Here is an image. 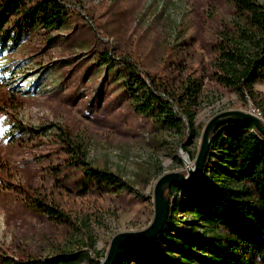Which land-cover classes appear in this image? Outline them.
I'll return each mask as SVG.
<instances>
[{"label": "rangeland", "instance_id": "1", "mask_svg": "<svg viewBox=\"0 0 264 264\" xmlns=\"http://www.w3.org/2000/svg\"><path fill=\"white\" fill-rule=\"evenodd\" d=\"M40 1H16L0 36V260L45 264L70 256L58 264H100L115 234L150 224L157 179L186 173L184 155L194 166L214 114L252 111L264 121V75L250 95L216 78L220 46L236 37L232 0H51L56 11L51 6L26 18ZM249 16L241 20L245 28ZM134 79L170 92L197 84L192 122L175 107L180 120L163 128L142 111L146 100ZM62 131L91 165L118 176L126 189L84 193L62 149ZM213 137L208 170L222 157ZM165 195L170 210L162 231L175 235L194 222L206 229L189 214L181 192ZM39 203L64 217H48ZM152 241L126 244L129 252L119 250L114 264L162 263L138 260L151 254Z\"/></svg>", "mask_w": 264, "mask_h": 264}, {"label": "trees", "instance_id": "2", "mask_svg": "<svg viewBox=\"0 0 264 264\" xmlns=\"http://www.w3.org/2000/svg\"><path fill=\"white\" fill-rule=\"evenodd\" d=\"M16 1L20 0H0V36ZM50 1L36 3L34 11L26 18L47 13L51 6L56 11L58 3ZM232 2L236 39L229 38L227 44L220 46L216 78L220 84L250 95L253 83L264 75V4L256 0ZM246 12L250 15L247 28L241 23ZM242 42L248 46L238 45ZM103 59L106 60V56ZM134 83L143 90L142 100H146L142 111H150L163 128H172L180 120L175 107L189 124L192 122L200 98L197 84L170 92L154 83L147 88L140 79H134ZM212 135L211 144L222 151L220 162L213 170L205 169L190 186L171 183L165 189L167 195L173 191L181 192L186 198L189 214L200 219L199 226L206 229L200 232L195 222L175 235L164 229L153 239L151 254H143L139 262H152L154 257H159L160 264H264V136L248 119L223 123ZM60 143L70 168L81 176L84 193L96 187L101 192L114 193L126 189L127 185L118 176L91 165L67 132L62 131ZM39 206L50 218L64 217L50 205L39 203ZM168 223L174 230L176 224L171 218ZM164 244L169 246L168 256L164 254ZM120 250L127 254L129 247L123 244ZM143 251H146L145 247L141 249ZM174 252L178 257L173 255ZM69 260L70 256H56L45 264L68 263ZM0 264L8 262L0 260Z\"/></svg>", "mask_w": 264, "mask_h": 264}, {"label": "water", "instance_id": "3", "mask_svg": "<svg viewBox=\"0 0 264 264\" xmlns=\"http://www.w3.org/2000/svg\"><path fill=\"white\" fill-rule=\"evenodd\" d=\"M240 119L252 121L256 131L264 136V121L252 111L224 110L214 114L203 128L200 146L194 158V166L188 168L186 173L181 171L165 173L157 179L153 188L154 215L150 224L141 230L120 231L115 234L111 238L109 249L100 264H114L123 244L152 241L161 233L170 210L169 199L165 195V189L171 183L189 185L196 182L205 171L209 139L212 132L223 123Z\"/></svg>", "mask_w": 264, "mask_h": 264}, {"label": "bare ground", "instance_id": "4", "mask_svg": "<svg viewBox=\"0 0 264 264\" xmlns=\"http://www.w3.org/2000/svg\"><path fill=\"white\" fill-rule=\"evenodd\" d=\"M184 163H185V165L187 166V169L190 168V166H189V162H188V160H187V156H186V155H184Z\"/></svg>", "mask_w": 264, "mask_h": 264}]
</instances>
